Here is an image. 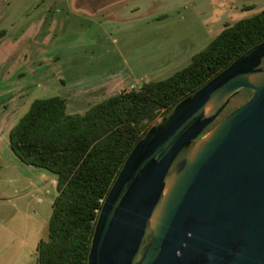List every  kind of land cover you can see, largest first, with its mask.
<instances>
[{
	"label": "water",
	"instance_id": "1",
	"mask_svg": "<svg viewBox=\"0 0 264 264\" xmlns=\"http://www.w3.org/2000/svg\"><path fill=\"white\" fill-rule=\"evenodd\" d=\"M264 41L135 145L88 264H264ZM253 93L213 127L231 99Z\"/></svg>",
	"mask_w": 264,
	"mask_h": 264
},
{
	"label": "rangeland",
	"instance_id": "2",
	"mask_svg": "<svg viewBox=\"0 0 264 264\" xmlns=\"http://www.w3.org/2000/svg\"><path fill=\"white\" fill-rule=\"evenodd\" d=\"M263 9L264 0H0L3 129L15 125L37 98L66 96L70 112L84 113L85 100H101L167 78L187 66L227 23ZM103 82L106 89H94L86 93V99L73 95L84 84ZM244 91L231 99L212 127L249 97ZM3 135L8 141V133ZM7 148L3 157L14 167L10 172L19 173L12 182L22 195L14 222L26 226L25 230L30 228L27 234L31 238V222L40 232L46 220V233L55 194L40 204L39 196L31 193L46 181L52 185L57 175L24 163ZM7 168L0 171L4 189L11 187L3 176ZM54 191L57 193L56 184ZM38 206L41 215L33 220L31 209ZM17 208L15 204L0 212V247L8 251V239L14 237L20 247L16 250L14 245L15 254L4 259L9 264H31V249L23 244L24 229L10 227Z\"/></svg>",
	"mask_w": 264,
	"mask_h": 264
},
{
	"label": "trees",
	"instance_id": "3",
	"mask_svg": "<svg viewBox=\"0 0 264 264\" xmlns=\"http://www.w3.org/2000/svg\"><path fill=\"white\" fill-rule=\"evenodd\" d=\"M262 41L264 9L227 23L169 77L86 102L84 113L70 112L66 96L35 99L9 138L21 161L57 175L58 195L47 238L37 245L38 264H88L99 213L135 145L182 99ZM244 90L251 97L253 92Z\"/></svg>",
	"mask_w": 264,
	"mask_h": 264
},
{
	"label": "crops",
	"instance_id": "4",
	"mask_svg": "<svg viewBox=\"0 0 264 264\" xmlns=\"http://www.w3.org/2000/svg\"><path fill=\"white\" fill-rule=\"evenodd\" d=\"M131 86L134 87V85H131ZM103 87H107L105 82H103V83H93V84H88V85L84 84L73 95H79L82 98L86 99V96H87L86 93H88V95H89V92L93 91L94 89H96V90H100L101 89L102 90ZM103 89H106V88H103ZM104 98H106V97H104ZM73 100H75V99H73ZM101 100H95L94 101V100L90 99L89 101L85 100V102L95 103V102H99ZM2 121L3 120L0 119V171L4 170V169H2V168H4V166L8 167L6 169L7 170L6 175H3V176L5 177V179L8 178L7 179L8 185L7 186H11V187L10 188L7 187V189H4L3 185H2V182H1V179H0V212H2V210H4L5 207H7V208L8 207H14V205L17 204V206H18L17 212H16L15 216L13 215L14 217L13 216L11 217L12 220H10V221H12V224L10 225V227L12 228L15 225V227H14L15 231H17L18 228L19 229H22V228L24 229L25 233H24V237H22L23 238V244L31 249V264H38V262H37V245H38V243L40 242L41 239L45 238V234L46 233L48 235V232L45 233V230H44L46 228V220H45V218L43 219V220H45L44 224L42 225L43 231H40V232L36 231V225H35L36 223L35 222H31V230H32L31 231V238H29V234H27V230H29L30 228L25 230L26 226H23L21 224L19 226V221L16 222V224L14 222V220H15L14 218L15 217L18 218V215H19V210H20L19 202H20V198H21L22 195H21L19 187L17 185H14L12 181H13L14 177H19V173L14 174L13 172H10V170H14V167H13V165L9 164L7 161L5 162L4 157H3V151H5V149H9L7 147H10V138L7 141L6 137L4 138L3 133H5V135L8 133V136H10V130L12 129V127L14 125L13 126H9L7 128V130L4 131ZM10 149H11V147H10ZM11 151H12V149H11ZM2 174L3 173H0V178L2 177ZM46 182L50 183V181H46ZM48 183L47 184L44 183L45 185L43 184V185H38V187L37 186L34 187L32 193H31L32 197H34L36 194L39 196V203L40 204H42L45 201V197L53 196L55 194L54 195L55 197L53 199V202H54L56 196L58 195V191H57V193H54L55 192L54 191V185L56 184V186H57V181L54 180L52 185L48 184ZM51 200L52 199L49 198V202H51ZM53 202H52V210H53ZM41 209L42 208L41 207L39 208V206L36 207V208H32L31 209V219L34 220V218L37 215L40 216L41 215L40 214ZM23 212H24V217H26V218L30 217L29 216L30 214L27 213L28 209L23 210ZM51 215H52V213L50 214V216L47 215V218L49 216L48 223H49ZM1 224L2 223L0 222V225ZM8 227H7V229H8ZM15 231H13V232H15ZM8 241H10L9 242L8 251L5 250V246L4 247H0V264H9L10 260L9 261L5 260L4 257L7 256L8 258H12V256L15 254L12 251L13 248H14V245H15L16 250H18L19 247H20V243L18 241L15 243V239L12 236L8 239ZM5 251H7L8 253H4Z\"/></svg>",
	"mask_w": 264,
	"mask_h": 264
}]
</instances>
